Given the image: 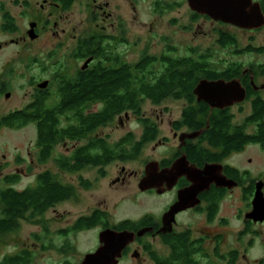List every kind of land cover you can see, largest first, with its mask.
I'll return each instance as SVG.
<instances>
[{"label":"flooded vegetation","instance_id":"obj_1","mask_svg":"<svg viewBox=\"0 0 264 264\" xmlns=\"http://www.w3.org/2000/svg\"><path fill=\"white\" fill-rule=\"evenodd\" d=\"M252 1L259 3L261 11L264 14V0ZM184 6L187 8V14L189 16V21L185 25L181 23V21H183L182 8ZM170 13L178 15L168 20L167 26H165L167 31L163 35L166 33L176 34L182 32V29H195L201 20L208 21L212 27L213 25L217 26L218 36H233V34L237 32L252 33L260 31L264 28L262 27L260 29L250 30L231 23L214 20L204 14H199L191 10L187 0H0V34L2 36L0 39V52L10 47H22L23 45L38 42L41 38H47L48 40L51 39L52 42L50 45H52L53 48L57 47V50H62L65 54L64 59L56 57V61L50 65L49 70L51 71L49 78L30 77L28 79L27 83L31 87V91L28 94V104L34 102L41 95H46L48 97V102H54L57 98V95L55 94L56 86L54 83H57L56 81H60L62 77L66 79L65 81L68 82L69 85L77 81L81 72L83 70H87L94 61L93 54H95L96 58H98L103 65H111L114 70L118 68L117 66H119L121 62L132 64L128 61L127 56L128 52H131L134 49L136 42L135 35H159L160 32L158 31V26L160 21ZM20 18L23 19L22 26L18 21ZM30 30L33 31V34H36V37L33 39H31L27 33ZM162 36L161 40L164 44H166L164 49H166L168 45L175 47L168 42L169 40H167L166 37L163 38ZM261 46L264 45L253 47ZM223 47L227 49L229 46ZM235 49H237V51L240 50L237 47ZM87 50L88 52H92V54L85 55ZM144 51L145 50H142V52ZM249 53L264 56L263 54L254 52L253 50ZM52 55L55 56L56 52L51 54V56ZM88 59L89 62L81 68ZM241 64L243 68L241 69V75L238 79L242 84L241 86L245 88L246 98H244V101H249L251 111L252 105L251 99L248 97V87L254 93H258L260 99L264 101V97L262 96L264 94V89L254 87H259V85L264 83V63H249L247 66L243 63ZM259 65H261L262 69L258 68ZM3 76V72H0V97L10 100L12 98L11 96H13V88L10 87V84H8L9 82L3 78ZM251 79H253V83L255 84L254 86L251 84ZM225 80L229 81L231 79ZM41 81L48 82L45 88L38 87V84ZM242 82H246V85ZM6 94H8V96H6ZM241 103H236L223 109H227L229 111L228 113H230V109L232 107L239 106ZM20 109L21 108H15L11 110L3 114L0 119ZM210 109L213 110L216 108ZM93 110L96 109H92V111ZM131 113L133 114L130 110H125L120 114L111 117L112 119L105 124V126L115 121H118L119 125L124 126L125 121L129 119L128 116ZM180 113H182V110ZM180 113L179 118L181 116ZM176 120L177 119H173L169 126L172 132V140L176 141V145L170 151L171 155H164L161 158L150 160L147 163L154 161L158 162L157 166L159 171L170 168L178 159H183V163L180 164L182 165L181 168L194 167L202 169L207 164H220L221 171L219 176H224L226 179L233 180L236 183L235 186L228 188L227 186H219L215 182H210L208 188L202 189L197 193L194 201L191 200L188 202H194V205H190L174 214V221L171 228L172 230L167 233L158 231L163 225L162 215H164L170 207L178 201V195L180 192L185 191L184 189L193 185V182L186 177L187 175L184 173L175 177L176 180L170 188L168 187L169 181L165 178L162 180V184L160 186L149 188L144 191L138 188V184L141 178L145 175V167L143 166L144 169L140 173L136 171H127L121 167L118 176H116L114 180H111V184H120L122 186L129 185V179L134 177L136 179L137 191H134L133 195L149 196L150 198L157 200L166 199L159 212H146V214L144 213L136 219L130 218L129 216L118 218V214L114 213V209L118 212L121 207H115L117 203L113 205L112 210H109L108 207L105 206L104 202L98 201L95 206H91L89 212L80 215L82 218L92 216L90 220L81 219L82 228H76V220L73 223H70L69 219H62V223L57 227L55 226L56 228L53 226V221L49 220L50 226L46 221L39 224L36 223L34 225L37 226V228L30 231L25 237H21L19 234H21L22 224L28 220L21 217V212L11 218H7L8 206L5 202H0V222L7 223V226L5 225V227H3L4 225H2L3 228L0 229V264H82L84 259L83 257H85L87 253L94 252L96 249L104 245L102 244L103 242L99 236L101 231L108 229L115 232L125 230L137 232L141 228H150L151 230L146 231L141 236H135L133 241L128 242L121 249L120 255L109 260L108 264H127L128 262L131 264H163L166 260H170L172 263H175L174 260H171L173 254L181 256V254L185 253L194 254L191 258L193 261H197L198 264H200L197 260L198 254L211 253L223 255L230 254L232 252L237 256L235 263H233L236 264L240 257V251L234 248L220 252L223 237L220 232L210 236L208 233L199 235L194 232L192 228H189L188 225L180 228L182 225L181 219L187 214L194 216L197 215V218L202 220L203 223L213 224L217 222V226L226 227V225H228V220L222 216L219 218L221 206L224 201L228 199V197L233 196L234 193L239 190V197L243 203L244 209L238 208L237 212H235L236 219L242 221V231H240L238 235L241 237L242 235L252 234V237L250 236L251 239L258 237L260 232L257 229L252 230L251 227L256 225L261 226L264 221L259 222L247 219L245 214L252 209L251 199H253L254 196V186L256 185V182H262L261 187L264 195V171L256 178H253L249 171L238 169L225 162L228 157L232 156V154L244 151L248 145H258L263 148L264 142L262 144L257 143L244 145V147L239 151H231L228 155L220 157L218 161H203L202 163H199L198 161H193V159L189 157L191 147H198V144H201L211 152H216L217 149L210 146L207 141L200 142L198 139L199 135L193 139L183 138V134L195 131L184 126L174 128L175 126H173V122ZM231 123L232 125L243 124L234 123L233 114ZM102 126L104 125L97 126L95 130ZM5 128L16 130L22 127L8 126L5 124L0 125V130H4ZM201 130L202 129L196 131H200L199 134H201ZM142 132L143 129L141 133ZM128 133L130 132L125 133L123 136ZM118 140L115 142H118ZM149 142L160 144V146L169 145L163 138H159L158 134L155 139L150 140ZM75 143L76 142L69 141L61 146L66 148L67 144L68 147H70L67 149L68 154V152L76 145ZM109 143L114 142L109 141ZM125 145L126 144H121L120 146L123 147ZM56 148L53 153H55ZM131 150V145H126V149L121 150L122 157H124V154H131ZM2 158H5L3 154ZM36 158L37 151L34 159ZM49 161L54 164L52 159H49L45 163H39L36 159V163L38 164H46ZM126 161H131V159H116L111 162ZM13 163V166L10 164L11 166L7 167V161L0 159V197H2L3 193L5 194L7 191L14 190L20 192L28 187L17 189L15 184L19 181L22 175L31 171V165L33 163L32 160L29 161L30 165L26 170L23 169L24 159L21 154H17L15 156ZM227 167L232 168L233 172H228L226 169ZM57 168L61 171H69L63 170L58 166ZM80 170L72 172H78ZM44 171L50 170H41V172ZM41 172H38L35 175V179ZM50 172L58 178L56 173L52 171ZM7 178L10 180L18 179V181L16 183L7 182L5 184L4 180L6 181ZM69 198L57 201L39 213H33L29 210L25 216H31L29 218L31 220L35 217L45 218V215L48 212H57L54 207L69 200ZM188 199L190 198H187L186 200ZM58 214L59 213L57 212V215ZM142 219L144 220L143 224L136 228L137 225L135 223ZM88 223H93V225H88ZM130 225H133L134 229H130ZM86 231H93L95 233V247L85 254L71 255L70 253L75 247L74 241L72 240L74 239V235ZM251 239L247 242L250 246L252 245ZM209 241L213 242L212 247H209ZM208 248L211 250L208 251ZM44 253L48 254L46 255ZM158 258L159 260H157ZM222 260L227 262V258ZM262 261L263 260L260 259L256 263L264 264ZM102 262L107 263V260ZM178 264H181V261ZM226 264H228V262Z\"/></svg>","mask_w":264,"mask_h":264},{"label":"trees","instance_id":"obj_2","mask_svg":"<svg viewBox=\"0 0 264 264\" xmlns=\"http://www.w3.org/2000/svg\"><path fill=\"white\" fill-rule=\"evenodd\" d=\"M219 43L222 46L233 47V53L254 51L264 55V46L253 47L251 45L242 50L236 48V39L232 35H219ZM187 55H178L176 48L167 46L159 54L142 52L141 57L132 64L120 63L114 70L111 65L105 66L94 55V61L87 70H83L77 81L71 85L65 78L54 83L57 98L54 102H48L47 96H39L34 102L29 103L14 113L0 119V125L23 127L29 123L36 126L37 160L45 163L52 159L55 166L63 170L76 171L86 166L97 167L103 174V167L116 159H136L143 146L158 134L157 125L148 117L143 116L141 102L148 100L153 104H159L167 98L183 100L185 105L180 113V118L173 122L174 128L180 126L191 130H200L198 139L207 141L216 148V152L198 144L191 147L189 157L193 161H218L220 157L228 155L231 151H239L247 144L264 142V101L258 93H254L248 87V97L251 99V111L246 116L243 124L232 125V114L227 109L211 110L202 101H196L193 88L203 79H232L239 78L240 62L231 61L223 68H216L211 63L208 51H198L197 48H189ZM92 52H85V55ZM174 54V55H171ZM262 69L261 65L258 67ZM246 85V82H242ZM93 105L98 108L92 111ZM125 110L133 112L142 125L143 132L135 137L131 132L121 137L118 142L109 143L101 136H91L99 125L107 124L115 115ZM251 131H247L248 127ZM76 142L75 146L67 153H53L54 149L67 142ZM121 144L131 145V154L122 157L121 150L126 149ZM66 144V149H68ZM232 173L233 169L226 168ZM18 179L4 180L16 183ZM253 181V180H251ZM80 185L88 189L90 182L79 178ZM34 185L28 186L22 191H7L0 197L1 203L7 204V218L19 214L25 216L30 210L39 213L53 203L68 199L74 194V187L61 181L50 171H44L36 176ZM31 217V216H30ZM92 216H79L75 222L76 228H82V220H90ZM82 219V220H81ZM144 220L135 223L142 225ZM7 223L0 222V229ZM2 225H4L2 227ZM93 225V223H88ZM7 226V225H6ZM130 229H134L130 225ZM194 254H173L171 260L163 264H198L191 256ZM201 257H206V254ZM220 259H226L228 264L235 263L237 256L230 254H215ZM159 260V258L157 259ZM262 264V263H260Z\"/></svg>","mask_w":264,"mask_h":264},{"label":"rangeland","instance_id":"obj_3","mask_svg":"<svg viewBox=\"0 0 264 264\" xmlns=\"http://www.w3.org/2000/svg\"><path fill=\"white\" fill-rule=\"evenodd\" d=\"M186 6L182 8L183 23H188L189 16ZM178 14H167L159 24V35H135V45L131 52H128V61L131 63L137 61L142 50L150 54H159L164 51L165 45L161 40V36L167 31L165 26L170 18L176 17ZM22 26L23 19L19 20ZM195 29H182V32L176 34H165L168 42L175 46L178 55H187L189 48H197L198 51L206 50L210 54L211 63L216 68H223V66L231 61L241 62L245 66L249 63H264V56L249 52L233 53L231 46L224 48L218 43L217 26L213 27L208 21H199ZM24 27V25H23ZM236 39L237 48L242 50L247 45L259 46L264 45V28L255 32H237L233 34ZM2 38L0 34V39ZM51 39L41 38L38 42L23 45L22 47H10L0 52V72H3L5 78L13 88V96L10 100L0 97V117L15 109L24 108L29 101L28 94L31 87L28 85V79L32 78H49L50 65L56 61V57L64 59V52L53 48L50 43ZM56 52V55H52ZM239 54V55H238ZM174 55V54H171ZM264 97V94L262 95ZM185 102L183 100H175L167 98L159 104H153L148 100L141 102V109L143 116L148 117L158 127V137L163 138L169 145L160 146L153 142L146 143L140 155L131 161L126 162H110L103 167V174H100L98 168L85 167L78 172L61 171L49 161L46 164L36 163V128L35 125L29 123L20 129L0 130V159L7 161V167L13 166V160L17 154H21L24 159L23 169L26 170L32 160L31 171L22 175L19 181L15 184L17 189H23L27 186L33 185L35 182V175L41 170H50L58 175L61 183L70 184L74 187V194L69 200L64 201L54 208L57 212H48L43 217H35L33 220L22 224L21 237H25L30 231L35 230L41 222L53 221V226L57 227L64 219H69L73 223L83 213L90 211L91 206H95L98 201L104 202L109 210L115 207H121L120 211L114 209V213L118 214V218L127 217L138 218L146 212L157 213L161 210L166 199H152L149 196L133 195L137 191L136 179L133 177L129 185L111 184L119 174V170L124 168L127 171L142 172L144 165L153 159H158L164 155L170 156V151L176 145V141L172 140V132L170 122L173 119L179 118ZM97 105H93L92 109H97ZM250 103L249 101L242 102L239 106H234L230 109L233 114L234 123H243L244 118L249 115ZM129 119L125 121L124 126L119 125L118 121L109 123L107 126H102L95 130L91 136H103L110 142H115L127 132H132L135 137H139L142 131V126L136 117L131 113ZM248 131L252 127L247 128ZM55 152L67 153V149L63 146H58ZM2 154L5 158H2ZM227 164L235 166L238 169L247 170L253 178H256L264 171V147L258 145H248L241 153L232 154L226 159ZM11 164V165H10ZM79 178H83L90 182V188L85 189L80 185ZM1 184V181H0ZM244 209L243 203L239 197V190L233 196L228 197L221 206L219 218L224 217L228 220L226 227L217 226V222L213 224L203 223L197 218V215L187 214L181 219V227L189 226L199 235L207 234L213 235L221 233L223 235L220 252L229 249H236L240 251V257L236 264H257L260 259L264 262V223L261 226H252L251 229H257L260 232L258 237L251 239L252 234L242 235L239 237V232L242 231V221L236 219L237 209ZM63 219V220H62ZM55 227V228H56ZM251 239V246L247 242ZM74 249L72 254H85L95 247V233L93 231L80 232L74 235ZM213 242L209 241V247H212ZM211 249L208 248V251ZM55 253V252H54ZM51 253V254H54ZM46 254V253H44ZM48 254V253H47ZM46 254V255H47ZM202 256V255H201ZM197 256L200 264H226L225 260L219 259L215 254H206V257ZM127 264H131L128 262ZM151 264V263H149Z\"/></svg>","mask_w":264,"mask_h":264},{"label":"water","instance_id":"obj_4","mask_svg":"<svg viewBox=\"0 0 264 264\" xmlns=\"http://www.w3.org/2000/svg\"><path fill=\"white\" fill-rule=\"evenodd\" d=\"M191 10L196 13L204 14L214 20L231 23L245 29H260L264 27V14L261 11L258 2L252 0H187ZM30 30L27 33L31 39L36 37V34ZM85 64L81 67L83 68ZM48 84L47 81H41L38 84L39 88H45ZM251 84L254 86L253 79ZM238 78L226 81L225 79L209 80L206 78L201 79L198 84L193 88V93L196 101L205 102L210 108L223 109L232 106L236 103H241L246 98L245 88L241 86ZM258 89H264V83L258 86ZM8 96V94H6ZM200 131L183 134V138L193 139L199 135ZM183 159L176 160L170 168L162 169L159 171L158 162H149L145 167V175L141 178L138 184L140 190H146L153 187H158L162 184L163 179H168V187L170 188L175 177L186 174L193 185L185 191L180 192L178 201L175 202L170 209L162 215V227L159 232L167 233L172 229L174 221V214L185 209L190 205H194V198L197 193L202 189L208 188L210 182H215L219 186L233 187L236 183L233 180L226 179L224 176H219L221 171L220 164H207L202 169L187 167L181 168ZM262 182H256L255 192L251 204L252 209L245 214L247 219L253 221H264V195L262 192ZM187 198H190L186 200ZM150 228H141L137 232L120 231L115 232L111 230H103L99 234L101 241L104 244L94 252L87 253L83 257L82 264H108V261L120 255L121 249L128 243L134 240L135 236H141ZM107 260V263L102 261Z\"/></svg>","mask_w":264,"mask_h":264}]
</instances>
